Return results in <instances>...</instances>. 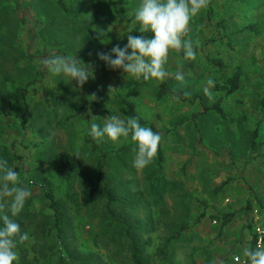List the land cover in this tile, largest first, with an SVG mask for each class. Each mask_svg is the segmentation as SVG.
Instances as JSON below:
<instances>
[{
    "label": "rangeland",
    "instance_id": "1",
    "mask_svg": "<svg viewBox=\"0 0 264 264\" xmlns=\"http://www.w3.org/2000/svg\"><path fill=\"white\" fill-rule=\"evenodd\" d=\"M1 1L0 98L11 102L14 115L4 116L0 101V159L20 169L21 186L32 192L23 211L12 217L29 237L25 250L15 249L14 264H57L51 250L57 247L50 232L54 213L44 187L66 203V255L133 264L126 243L117 247L102 237L104 202L89 199L101 159L104 181L119 198L118 214L145 226L138 240L149 264H236L235 248L248 247L255 211L264 224V0H209L185 37L193 41L196 59L184 60L181 52L170 50L169 75L163 80L136 79L97 58L98 52L123 48L129 34L152 38L151 32L139 31L135 20L141 0H63L65 10L58 0ZM50 52L93 64L94 78L80 88L70 77L52 75L43 64ZM178 64L186 86L174 79ZM236 71L240 89L228 94ZM166 82L171 93L159 100ZM109 86L114 90L109 92ZM20 88H27L26 98ZM183 91L191 96H177ZM124 100L134 103L141 126L160 134L162 175L157 155L144 169L133 167L137 145L130 135L99 143L90 136L91 123L102 127L111 115L134 117ZM218 101L224 116L209 110ZM255 129L259 138L252 151ZM62 155L74 165L70 181L51 163ZM157 176L163 177L160 192L152 187ZM220 213L233 215L222 229ZM164 247L167 260L162 259Z\"/></svg>",
    "mask_w": 264,
    "mask_h": 264
},
{
    "label": "clouds",
    "instance_id": "2",
    "mask_svg": "<svg viewBox=\"0 0 264 264\" xmlns=\"http://www.w3.org/2000/svg\"><path fill=\"white\" fill-rule=\"evenodd\" d=\"M208 4L209 0H141L135 20L140 24L139 31L151 32L152 38L129 34L123 48L117 45L110 53L98 52L97 58L113 70H122L127 76L143 80H163L169 75L165 65L170 50L181 52L184 60L196 59L194 43L185 37L190 31V21ZM198 43L197 41L196 46ZM43 64L52 75L70 77L80 88L94 78L93 64H85L71 55L50 52ZM182 68L183 65L178 64L174 79L186 86ZM212 83L211 80L208 81V85ZM112 90L114 89L109 86V92ZM173 91L176 92V89ZM204 93L209 100L214 99L208 87L204 88ZM182 96L187 98L191 93L183 91ZM104 120L106 122L102 127L91 123L89 134L93 140L98 143L105 138L118 141L130 135L137 145L133 167L142 170L153 162L161 142L159 133L150 127L141 126L136 117L122 119L111 115ZM31 195L32 192L27 187L21 186L19 173L9 166L7 160L0 159V213H3L0 215V264H14L18 260V253L15 251L17 240L23 243L29 239L28 234L21 232L20 225L12 217L23 211ZM241 255L246 258L244 264H264V247L259 245L256 248L245 247Z\"/></svg>",
    "mask_w": 264,
    "mask_h": 264
},
{
    "label": "trees",
    "instance_id": "3",
    "mask_svg": "<svg viewBox=\"0 0 264 264\" xmlns=\"http://www.w3.org/2000/svg\"><path fill=\"white\" fill-rule=\"evenodd\" d=\"M0 0V4H1ZM58 5L62 10L66 9V5L63 0H58ZM92 38L95 42V44L98 46L100 50H102L99 37L95 31H91ZM214 64L217 67L222 68L223 63L221 61H214ZM240 84H241V77L239 71H236L228 80V94H233L237 92L240 89ZM168 83H163L160 88H159V93H158V99L161 100L166 96L167 94L171 93L170 89L167 87ZM19 94L23 97L26 98L27 95V88H20L18 90ZM176 94V93H174ZM177 96L181 97V94H177ZM185 99V98H184ZM1 107H2V114L6 117H11L14 115L13 107L11 102L5 98L1 97ZM124 104L127 106L128 110L130 113L134 116L137 117V113L135 112V106L134 103L129 102L127 100L123 101ZM222 101H218L215 103L212 107L209 108V110H214L218 112L221 116H224V111L222 109ZM27 112V111H26ZM25 112V114H27ZM24 114V116H25ZM198 116V115H197ZM259 138V130L255 129L250 133V139H249V144L251 147L252 151H255L257 148V140ZM52 164H55L56 167L58 168L61 178L65 181H70L73 175V170H74V165L72 160L67 156V155H62L59 156L51 161ZM163 164H164V156L163 152L161 149V146H158V153H157V166H158V173L159 175H162L163 173ZM104 169H105V163L101 159L98 163V175L96 177V187L91 190L89 193V199L92 203L96 202H104V213H105V218H106V223L103 227L102 231V237L106 238L107 241L109 240V243L116 245L117 247L120 246H126L125 243L127 244V250L130 256V259L133 264H149L144 255V250L143 246H141L138 236L140 233L145 232V226H143L140 222H132V221H127L123 217H121L117 210L115 209V205L118 204L119 198L114 192V189L110 186L109 182L104 181ZM16 171L19 173L20 169L17 167ZM158 180L154 178V181L152 182V187L157 188L158 190L160 189V183L163 180L162 176H157ZM164 182V181H163ZM45 188V197L50 201V209L54 213V223L51 229V233H55V239L57 242V247H51L52 252L57 255V264H103L100 258L92 255V254H87L83 255L79 260L71 259L68 255H66L65 251H67V227H68V220L66 218V206L65 202H62L60 200H56L51 192L48 190L47 187ZM160 192V190H159ZM135 199V198H134ZM136 201H140L137 197ZM130 201L128 200L127 203ZM250 203H248L247 207H249ZM220 218H221V229L224 228L226 225H228L232 219L233 215H228L224 213H220ZM250 226L253 230V235L252 239L250 242V246L248 248H256V234L254 232V224L251 218L250 221ZM69 228V227H68ZM181 230H183L181 228ZM177 233L175 236H172L165 247L170 244L171 241H174L178 236H180V232ZM21 232H25V230H21ZM165 247L161 250L162 254V259L167 260V252ZM26 248V241L23 243H20L17 240V247L16 249L20 250H25ZM56 250V252H55ZM235 253L236 255L233 256V261L236 264H239L235 261V257H239L240 259H246L243 258L241 249L235 248ZM52 253V254H53Z\"/></svg>",
    "mask_w": 264,
    "mask_h": 264
},
{
    "label": "built area",
    "instance_id": "4",
    "mask_svg": "<svg viewBox=\"0 0 264 264\" xmlns=\"http://www.w3.org/2000/svg\"><path fill=\"white\" fill-rule=\"evenodd\" d=\"M255 217L253 219L254 224V232L256 234V247L259 245L264 247V224L262 223V218L259 213L255 211ZM245 259H240L239 257H235V261L239 264H244Z\"/></svg>",
    "mask_w": 264,
    "mask_h": 264
},
{
    "label": "crops",
    "instance_id": "5",
    "mask_svg": "<svg viewBox=\"0 0 264 264\" xmlns=\"http://www.w3.org/2000/svg\"><path fill=\"white\" fill-rule=\"evenodd\" d=\"M251 229H252V228H251ZM251 239H252V233L249 234V240H248L249 243H248V245H247L248 247L250 246Z\"/></svg>",
    "mask_w": 264,
    "mask_h": 264
}]
</instances>
